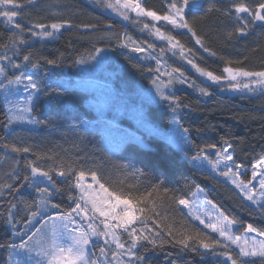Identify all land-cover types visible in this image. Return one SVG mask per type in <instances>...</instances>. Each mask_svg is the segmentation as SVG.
<instances>
[{"label":"trees","instance_id":"trees-1","mask_svg":"<svg viewBox=\"0 0 264 264\" xmlns=\"http://www.w3.org/2000/svg\"><path fill=\"white\" fill-rule=\"evenodd\" d=\"M157 1L147 0L143 5L158 8ZM17 2L23 7L16 9L19 15L15 23L25 29L23 33L5 23L4 18L0 17V55L7 54L13 63L23 66L14 69L7 62V76L11 78L19 75L21 71L28 74L35 72L42 85L53 89L61 87L63 90L60 93L49 91L46 95L41 93L34 96L33 110L28 114L29 119L34 116L41 123H32V126L25 128L8 124L5 93L0 89V264H9L10 250L7 244L20 242V237L14 236L13 233L25 228L24 222L30 213L37 211L38 193L24 180V177L30 174V162L45 170L60 163L71 165L77 171L95 170L101 177V182L112 191H133L139 194L162 182L160 198L157 200L159 205L157 211L160 215L155 217L154 221H149V228L144 233L155 239L156 244L145 240L139 241L134 251L137 256L144 259L141 261L137 260L136 256L122 255L119 259L125 264H219L225 259L200 248L198 244L194 245L198 251L193 252L176 243L184 234L195 235L197 232L207 234L201 238L208 243L219 239L204 225L195 223L176 204L179 199L190 201L197 191L203 194L207 202L211 201L210 205L213 207L214 204L218 212H223L236 221L232 231L235 236H243L244 229L249 223L264 230V213L254 209L229 183L207 170L195 167L191 159L198 155L199 151L185 155L183 150L144 130L139 132L148 145H142L122 135L124 132L121 130L139 129L131 120V103H137L139 114L140 110L145 112L151 116L153 125V122L157 121L160 124L158 127L165 131L169 126L170 115L165 110L164 103L137 100L135 84L131 81L127 93L113 91L110 94L100 92L96 95L78 84L80 79L78 61L96 53V48L109 53L110 68H117L119 63L126 64L125 60L131 54V48L119 46L117 37L121 34H127L143 47L148 48V45H152L153 47L149 49H155L154 54L170 64V67L179 69L181 73L187 75L186 78L214 97L227 101L226 111L212 117V123L219 129L213 143L217 146L216 150L224 146L225 140L233 145L236 162L246 169L240 179L247 182L251 178L252 165L264 155V85L254 84L259 89L254 87L249 93L243 92L241 88L234 89L226 82L227 73L224 69L243 68L249 72L264 70V29L252 31L254 27H251L244 36L235 34V29L240 25L232 17L222 14L223 10L230 7H222L220 3L214 2L221 12L213 11L207 16L190 13L188 16V22L201 38L203 47L196 43V38L187 29L175 30L168 26L165 27V31L160 29L162 33L175 37V40L184 46L182 56L179 49L170 50L166 40H161L149 29H144V24H149L150 28L152 25L164 27L162 23L154 24L147 18L129 15L130 19L120 20L113 15L111 9L87 0H31V3L29 0H17ZM192 15H197L198 18L193 20ZM65 20L70 22V26L65 25L46 42L33 40L31 33L27 31L36 24L50 26L51 23ZM80 25H94L95 28H83L79 27ZM230 32L233 33L231 38L228 36ZM20 36H23L26 43L19 42ZM13 40L17 41L16 44H13ZM5 44L8 46L7 49L4 47ZM49 47L51 51H47ZM29 54L32 62L39 61L38 69L34 70L30 63L23 60V57ZM48 59L56 60V64H47ZM185 60H192L199 68L212 72L222 79L216 82L207 76L204 78L196 74L190 67L193 64ZM3 80L4 77L0 76V81ZM239 81L241 84L252 83V79ZM172 96L183 109L192 107L193 94L181 90L174 92ZM193 113L203 114L201 110L191 108L184 117H191ZM116 115L119 117L114 121ZM196 126L201 129L202 123L199 122ZM110 128H116V131L112 133ZM106 130L111 136L110 139L105 137ZM13 146L20 149L28 148L29 151L17 152L13 150ZM209 155L210 158L213 156ZM125 164L142 170L144 175L133 178L131 175L133 169H124L122 166ZM86 178L91 179L90 175ZM53 179L60 191L51 197L52 203L59 204L62 209L74 206V202L68 198L69 195H78V190L70 187L73 181L59 177L55 172ZM6 185L12 187L8 188ZM163 188L169 189V192L164 194ZM13 204L15 208H12ZM9 210L13 213V224L7 223ZM53 211L49 208L46 214L52 215ZM40 219L38 216L33 222L35 227H40L38 223ZM169 225L172 236L167 235ZM134 227L139 234V229L143 225L137 223ZM156 232H160L161 235L156 236ZM118 234L121 242L126 245L124 250L127 251L130 237L122 230ZM23 238L27 239L26 236ZM104 246V240L99 238L94 252L101 261L105 258L99 255V248ZM221 250L217 249L218 252ZM112 251H116L114 246H111L105 264H116L111 256ZM233 254L235 255V251ZM227 264L231 262L228 261Z\"/></svg>","mask_w":264,"mask_h":264},{"label":"snow or ice","instance_id":"snow-or-ice-1","mask_svg":"<svg viewBox=\"0 0 264 264\" xmlns=\"http://www.w3.org/2000/svg\"><path fill=\"white\" fill-rule=\"evenodd\" d=\"M29 3H31V0H29ZM96 3L111 9L125 20L130 19L129 13H135L138 18L150 17L153 21H165L174 28L187 29L196 38V43L200 44L201 47H203L201 38L197 36L196 31L188 22L189 14L198 13L200 16H207L213 11L221 12V9L213 3H209L207 7H204L201 0H171L170 3L166 4V12L162 16L156 11L145 8L142 0H96ZM21 7L23 5L18 3L17 0H0V9H2L0 10V17L4 18L5 23L12 25L23 33L25 29L20 24L15 23V19L19 15L16 9ZM222 14L234 17L236 23L240 25L235 29V34L240 36L246 35L250 25L256 26L257 22H259L260 27L264 28V0H260L254 8L249 7L244 0H239V2L232 0L231 7L223 10ZM191 18L195 20L198 17L197 15H192ZM65 25L70 26V22L65 20L59 23H51L50 26L36 24L34 27L40 29V31H33L32 27H29L27 31L33 36L52 38L55 32L65 27ZM48 27L51 28V31L48 30ZM79 27L95 28L94 25H80ZM144 29H149L157 38L166 40L170 45V50L179 49L180 54L183 56L184 46L175 40V37L165 35L155 25H152L150 28L149 24H144ZM232 35L233 33H228L229 38ZM117 39L121 48L131 47V50L135 52L145 51L144 48L137 45L127 34H121ZM16 42V40H13V44H16ZM19 42L26 43L23 40V36H20ZM4 47L7 49L8 46L5 44ZM152 47V45H148V48ZM101 51L102 49L100 48L95 49L96 53H100ZM205 51H208V49H205ZM212 55H215V53H212ZM89 59L97 61V56L90 54ZM23 60L30 63L34 70L40 67L39 61L32 62L31 54L25 55ZM0 61H7L14 69L21 68V64L13 63L7 54L0 55ZM86 62L84 59L78 61L81 64ZM46 63L56 64V60L48 59ZM188 63L193 64V67L198 72L207 76L212 81L218 82L222 79L212 72H206L199 68L192 60H188ZM159 64L160 61L157 60V65L159 66ZM6 67L5 64L0 63V76L4 77V80L0 81V89H3L5 93V102L8 108V124L10 125L13 121L17 120H27L33 124L41 123L34 116L29 119L28 114L32 113L34 96L41 93L46 95L49 91L60 93L63 89L61 87L53 89L42 85L35 72L28 74L25 71H21L19 75L9 78L6 74ZM156 71L159 72V67H157ZM173 71L179 72V69H174ZM224 72L230 77L229 85L234 89L247 88L250 91L252 90L249 84H241L238 77L252 78V83L264 85V70L249 72L243 68L233 69L226 67ZM165 75L169 76L167 83L171 84L174 79L172 73L166 72ZM182 76L183 73H180V77ZM158 79L159 76H157ZM232 81H235V83H232ZM178 82L185 83L186 81L179 79ZM152 83L156 86V92L163 99L169 101L176 99L173 96L165 95L161 86L156 83V80H153ZM14 85H23V91L27 93L26 96L19 97L16 102L7 99ZM30 89L32 91H29ZM200 92L202 95H209L205 89H200ZM175 110L173 108V111ZM184 131L187 132V129ZM216 148L215 144H209L204 149H200L199 152ZM13 150L25 153L29 151L28 148L20 149L15 146H13ZM233 152V145L225 140L224 146L216 151L215 155L217 158L215 160H209L206 154L203 156L198 154L192 157V159L199 161L201 166L207 161L211 164L214 171H220V166L223 165V171H220V175L227 177L240 190L245 199L251 201L261 213H264V155L252 165L251 179L245 182L240 179V169L243 165L236 162ZM48 158L52 159V157ZM29 167L30 174L25 176L24 180L38 193L39 198L36 201L37 211L30 213L29 218L24 222L25 228L13 233L14 236L20 237V242L18 244H7L10 250L9 259L12 261V264H105L111 245L113 244L116 248V251L111 252L113 261L116 264H125L124 261L119 259L122 255L136 256L137 260L141 261L144 259L142 256H137V253L134 251L139 241L145 240L153 245L156 244L155 239L144 235V233L149 228V221H154V218L160 215L159 211H157L159 207L157 200L160 198L159 193L162 182L152 185L151 189L143 193L135 194L133 191L109 190L101 182V177L98 176L95 170H89L88 172L77 171L71 165H64L63 163L49 167L47 170L31 162L29 163ZM122 167L124 169L132 168L131 175L133 178L144 175L142 170L135 169L132 165L125 164ZM53 172L59 177L73 181L70 187L78 190V195H69L68 198L74 202V206L62 209L59 204L52 203L51 197L54 193L60 191L56 185V181L53 179ZM88 175L91 177V183L86 182V176ZM41 185L44 186L41 187ZM6 187L11 188L12 186L6 185ZM162 191L164 194H167L169 189L163 188ZM208 203L211 204L212 202L208 201ZM176 204L177 206L183 205L189 208V215L223 238V240L215 239L211 243H208L205 242V239L201 238V236L206 237L207 234L199 232L195 235L184 234L182 239L176 241L183 248L196 252L198 248L194 245L198 244L200 248L210 251L213 255L223 256L225 259L220 261L219 264H227L228 261L231 264H264V230L249 223L244 229L242 237L235 236L232 234L231 229L236 221L224 215L223 212H219L214 220L211 213H205L209 218V222L205 223V220L200 215L193 212L188 200L179 199L176 201ZM141 205L144 206L141 207ZM213 207L215 208L214 204ZM12 208H15L14 204ZM49 208L54 210L52 215L46 214ZM38 216L41 217L38 221L40 227H35L33 222L36 221ZM97 221L99 223H96ZM7 223L13 224V213L11 210L8 212ZM137 223L143 225L139 229V234L137 233V228L134 227ZM101 225L103 226L102 228ZM33 228H35L34 231L32 230ZM120 230L130 237L127 251H123L126 245L124 242H121L120 235L118 234ZM29 232H31L30 235L28 234ZM22 233L23 235H21ZM253 233L255 235H249ZM155 235L160 236L161 234L160 232H156ZM167 235L172 236L171 225H169ZM24 236L27 239H24ZM101 237L105 238V246L99 248V255L105 258L104 261H101L94 252L96 243ZM257 237L260 238L257 239ZM93 238H96V240ZM190 241L193 243H189ZM232 245H235V250L232 249ZM218 248L222 250L218 252ZM234 251L235 255L233 254ZM13 255L22 256L23 258L12 260Z\"/></svg>","mask_w":264,"mask_h":264},{"label":"rangeland","instance_id":"rangeland-1","mask_svg":"<svg viewBox=\"0 0 264 264\" xmlns=\"http://www.w3.org/2000/svg\"><path fill=\"white\" fill-rule=\"evenodd\" d=\"M87 1L91 3H96V0H87ZM113 15H115L119 19H124L122 16L118 15L114 11H113ZM129 15L137 17L135 13H129ZM143 18L150 19L154 24H157L158 22L168 24L165 21H153L150 17H143ZM32 29H36L40 31V29H37L35 27H32ZM50 31H51V28H50ZM32 39L37 40L39 42H46V41L51 40V38H48V37H38V36H33V35H32ZM139 46L144 48L145 51L135 52L131 50V54L125 60L126 64L124 65V64L119 63L117 68H114V69L108 66L110 56L106 50H102L100 53L93 54L97 56V61H91L89 57H83L82 59L86 60L87 62L83 64L79 63V70H78L80 74V79L78 80L79 86H82V88L91 90L93 94L95 95L100 92H104L105 94H110L113 91H115L116 93H119L122 91L124 93H127V87L129 86V82L131 81L133 82V84H135L134 92H136L137 100H143V101H147L151 103L153 102L164 103L165 110L170 115L169 126L166 129L167 131L160 129L158 127L160 126V124L157 121L153 122L154 123L153 125L152 124L153 120L151 119V116H148L145 112L141 110L139 114L137 103H131L130 105L131 110H132L131 120L133 123L137 124L139 129L138 130H121L124 132V134L122 135L134 141H137L141 143L142 145L144 144L148 145V142H146V140H144V138L140 135V132H139L140 130H144L146 132H149L151 135H155L158 138H162L163 140L170 143L174 147L180 150H183L185 155H188L189 152H197L200 149H204L206 145L214 144L213 142L216 140L218 136L219 129L215 124L212 123V117L215 114H219V113L226 111L227 104H228L227 101L220 97H214L208 91L207 92L209 93V95H202L200 92V89H203V88L197 86L191 79L186 78L187 75L185 76L183 74V76L180 77L181 72L180 71L174 72L173 70L176 68L170 67V64L158 58L155 55L156 54L155 49L151 50L147 47H143L142 45H139ZM51 50H52L51 47H49L47 51H51ZM157 60L160 61L159 66L157 65ZM185 62H188V61L185 60ZM0 63H3L6 65L7 61H0ZM22 67L23 66H21V68ZM157 67H159V72L156 71ZM190 67H191V70H193L196 74L202 75L200 72L196 70L195 67H193V65H190ZM166 72L172 73V76L174 79L171 84L167 83V81L169 80V76L165 75ZM226 75H227L226 82H229L230 77H228V74ZM157 76H159L158 80H157ZM202 76L204 78L206 77L205 75H202ZM145 77H147V79H144ZM244 78L245 80L252 79V78H247V77H238V80L244 79ZM179 79H184L186 82L180 83L178 82ZM153 80H156V83L161 86L165 95L172 96L174 92L181 91V90L187 91L193 94L194 100L192 102L191 108H194L195 110L197 109L201 110L203 114L199 115L198 113H193V115H190L191 117H184L186 113L190 112L191 108L186 107L185 109H183L182 107L179 106V103L176 100L169 101V100L163 99L156 92V86L153 85L152 83ZM234 82L235 81H232V83ZM254 84L255 83L250 82L249 87L251 89L256 87V85ZM117 87L118 89H116ZM256 88L259 89V87H256ZM241 90L245 93L250 92V90L247 88H241ZM10 91L12 94H9L7 96V99H9V101H12V102H16L19 99V96H16L13 94H20L23 96L27 95V93L23 91V85H18V86L14 85L12 86ZM173 108H175L176 110L173 111ZM117 117H119V115H116V118L114 119V121L118 120ZM199 122L202 123L201 129H198V127L196 126V124ZM12 124L19 125L25 128L32 126V123H29L27 120L13 121ZM115 129L116 128H110L111 130L110 132L113 133V131H116ZM185 129H187V132L184 131ZM105 137L107 139L111 138V136L107 133V130L105 131ZM216 151H217L216 149H207L205 152H200L199 155L203 156L206 154L209 160H215L217 158L215 155ZM209 154H212L213 156L210 158ZM191 161L193 162L196 168L207 170L214 176L229 183L245 199L244 195L240 192V190L237 189L235 185L232 184V182L227 177L220 175V171H223V165L220 166V171H214L211 164H209L207 161H205L202 166L199 161H194L193 159H191ZM245 170H246L245 168L240 169L241 175L245 172ZM251 176H252V170H251ZM86 182L91 183V179L86 178ZM245 200L254 209H258L257 206L254 205L251 201H248L247 199ZM189 204L192 207L193 212L195 214L200 215L201 218L205 220V223L209 222V218L208 216L205 215V213H211L213 220L219 213L214 207H212L203 198V194L199 191H197V193L194 194L192 199L189 201ZM180 207L186 213V215L190 217L195 223L200 224L199 220H196L193 218V216L189 215V208H186L183 205H180ZM96 223H99V221H97ZM200 225H203V224H200ZM102 227L103 226L101 225V228ZM234 227L235 226L233 225L231 231H233ZM207 229L210 232H212L211 229L209 228ZM212 233L215 234L219 239L223 240V238L219 237L218 233H214V232ZM249 235H255V234L253 233ZM101 238L103 240L105 239L103 237ZM259 238L260 237H257V239ZM93 239L96 240V238H93ZM111 246L115 247L114 244ZM232 248L235 250V245H232ZM22 258H23L22 256H16V255L12 256V260L22 259ZM9 264H12V261H10Z\"/></svg>","mask_w":264,"mask_h":264},{"label":"flooded vegetation","instance_id":"flooded-vegetation-1","mask_svg":"<svg viewBox=\"0 0 264 264\" xmlns=\"http://www.w3.org/2000/svg\"><path fill=\"white\" fill-rule=\"evenodd\" d=\"M144 1H147V0H143L142 3H143ZM157 2H159V6H157L158 8L153 7L152 5H150L149 7H147V6L144 5V7L147 8V9H151V10H153V11H156L159 15L162 16V15H164L165 12H166V4H167V3H170L171 0H158ZM201 2L204 4V6L208 5L209 3L217 2V3H220V4L222 5V7H227V6L231 7L232 0H201ZM237 2H239V0H237ZM244 2H245L249 7H253V8H254L255 5H256L257 3L260 2V0H244ZM232 18H233V17H232ZM233 20H234V18H233ZM234 21H235V20H234ZM235 22H236V21H235ZM157 24H161V22H158ZM162 24L164 25V27H162L163 29L160 28L162 31H165V30H166V29H165L166 26H168V27H172V28L175 29V30L178 29V28H174L173 26H170V25L165 24V23H162ZM251 27H254V29H253L252 31H260V30H263V29H264V28H262V27L259 26V23H257L256 26H251V25H250L249 29H250ZM164 29H165V30H164ZM249 29H248V30H249Z\"/></svg>","mask_w":264,"mask_h":264},{"label":"water","instance_id":"water-1","mask_svg":"<svg viewBox=\"0 0 264 264\" xmlns=\"http://www.w3.org/2000/svg\"><path fill=\"white\" fill-rule=\"evenodd\" d=\"M257 23H259V22H257Z\"/></svg>","mask_w":264,"mask_h":264}]
</instances>
